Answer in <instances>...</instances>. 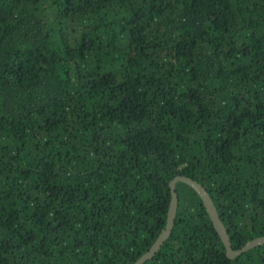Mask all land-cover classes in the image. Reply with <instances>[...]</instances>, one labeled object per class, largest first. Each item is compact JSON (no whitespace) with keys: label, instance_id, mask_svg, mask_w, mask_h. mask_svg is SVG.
<instances>
[{"label":"trees","instance_id":"trees-1","mask_svg":"<svg viewBox=\"0 0 264 264\" xmlns=\"http://www.w3.org/2000/svg\"><path fill=\"white\" fill-rule=\"evenodd\" d=\"M176 177L264 237V0H0V264H134ZM175 192L144 264H264Z\"/></svg>","mask_w":264,"mask_h":264},{"label":"water","instance_id":"water-1","mask_svg":"<svg viewBox=\"0 0 264 264\" xmlns=\"http://www.w3.org/2000/svg\"><path fill=\"white\" fill-rule=\"evenodd\" d=\"M177 182H182L192 188V190L199 196V198L202 200L205 209L208 213V216L210 218V221L218 234L219 238L221 239L224 247L226 248L227 256L231 259L240 256L241 254L247 252L250 249L263 246L264 245V237L256 238L254 240H251L247 242L242 248L239 250H232L231 244L229 242V238L227 235V232L218 216V213L216 211V208L209 197L207 191L196 181L186 178V177H176L172 182L170 183V189H171V203L168 211V217L166 226L163 230V232L159 235V237L156 239V241L153 243V245L150 247V249L143 254L134 264H144L146 261L151 259L154 254L158 251L161 244L170 236L174 219H175V213H176V207H177V198H176V192H175V185Z\"/></svg>","mask_w":264,"mask_h":264}]
</instances>
